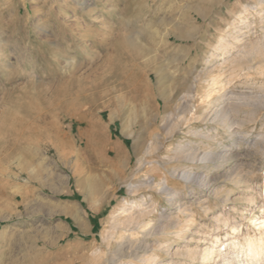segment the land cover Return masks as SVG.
I'll use <instances>...</instances> for the list:
<instances>
[{
  "label": "rangeland",
  "instance_id": "374dc122",
  "mask_svg": "<svg viewBox=\"0 0 264 264\" xmlns=\"http://www.w3.org/2000/svg\"><path fill=\"white\" fill-rule=\"evenodd\" d=\"M263 66L264 0H0V264H205L256 233Z\"/></svg>",
  "mask_w": 264,
  "mask_h": 264
},
{
  "label": "bare ground",
  "instance_id": "6f19581e",
  "mask_svg": "<svg viewBox=\"0 0 264 264\" xmlns=\"http://www.w3.org/2000/svg\"><path fill=\"white\" fill-rule=\"evenodd\" d=\"M263 2V1H262ZM80 3V2H79ZM261 3V2H260ZM258 5L256 4L254 6V8H252L253 10H251L250 8V11H252V13H256V9H257ZM247 20H242L241 23H243V25L247 26ZM237 31V30H236ZM233 32V31H232ZM247 39V37H241V36H235L233 37V41H234V44L236 46H241L243 44V40L244 39ZM129 39V38H128ZM124 40V39H123ZM128 44V43H127ZM226 44L228 47V43L227 41L221 39L220 40V43L218 44L219 46L217 48H215L216 51H223V48L225 46H222ZM250 44V43H249ZM248 44V45H249ZM258 46V45H257ZM261 46V45H259ZM236 48V51H237V56L236 58L233 57L231 60V62H239V55L243 57H246L247 55L253 53V49L251 50H247L245 49V47H242L241 49H237ZM257 47H255L256 49ZM218 51V52H219ZM235 51V50H234ZM233 51V52H234ZM232 52V51H231ZM231 56V55H230ZM19 61V60H18ZM248 61V60H247ZM20 63V61H19ZM147 63V62H146ZM246 64V63H245ZM148 67V66H147ZM241 67V66H240ZM264 67V66H263ZM24 68V67H23ZM242 68V67H241ZM246 69V68H245ZM216 80V79H215ZM213 78L211 80V83L212 85L216 82ZM137 83V82H136ZM159 83V82H158ZM129 85V84H128ZM130 86V85H129ZM132 90L134 91L135 90V87L134 85L132 84ZM251 95V94H250ZM228 102V101H227ZM191 103V102H190ZM225 103V102H224ZM124 104V103H123ZM186 104V103H185ZM192 104V103H191ZM228 104V103H227ZM189 107V106H188ZM120 109V108H119ZM182 111L180 112L181 114H184L185 112L188 113L189 109L187 108H183L181 109ZM187 110V111H186ZM191 113V112H190ZM217 113V112H215ZM214 113V114H215ZM225 114V111L223 113V115ZM219 115V114H217ZM216 115V116H217ZM226 115V114H225ZM122 116V115H121ZM179 116V115H178ZM170 117L168 115V119L167 120H170ZM203 117V116H202ZM215 117V115H214ZM180 118V117H179ZM186 117H181L179 120V122H182ZM199 118V117H198ZM127 119V118H126ZM130 119V118H129ZM128 120V119H127ZM186 120V119H185ZM213 120V118L211 119ZM122 123H121V129H122V133H125L127 130H128V125H127V121L125 120H121ZM165 121V120H164ZM173 121V120H172ZM133 123V122H132ZM176 124V123H174ZM173 124V125H174ZM181 124V123H180ZM96 127V126H95ZM170 129V128H169ZM177 129V128H176ZM166 132V131H165ZM172 132V131H171ZM152 149V148H151ZM186 154V153H185ZM187 156H192L191 154H186ZM211 154L209 153H203L202 156L200 157L202 160H206L210 157ZM212 156V155H211ZM143 161V160H142ZM114 164V163H113ZM141 165V164H140ZM141 169V168H139ZM188 175V173L184 174V176L186 177ZM202 180V179H201ZM149 183V182H148ZM150 184V183H149ZM155 187L158 189L159 192L161 193H167V190L166 188L164 187V185L162 183H159V184H156ZM129 188L131 190H134V186L130 185ZM154 188V187H153ZM157 191V190H156ZM260 195V194H259ZM264 200V197L263 199ZM251 201H255V198H252ZM135 202V201H134ZM133 202V203H134ZM98 203V202H97ZM132 203V204H133ZM130 206V205H129ZM132 206V205H131ZM262 206V205H261ZM133 207V206H132ZM264 207V205H263ZM156 208V207H155ZM150 210V209H149ZM146 213H148V209L147 210H143V211H140L139 214L137 215H131L130 217H128L126 220V223L129 224V223H135L137 225L140 224V219H142L141 217L143 215H145ZM263 215H264V210H263ZM147 216V215H146ZM221 217V216H220ZM253 218L250 219V223L253 225ZM223 221V220H222ZM258 221V222H257ZM256 222V233H254L253 235H250V234H243L241 233V231H239V227L237 226H232L230 228V235L229 237L225 238V240H223V242L219 243V244H211L210 246H207L206 248H204L203 250H201V259L202 261L206 264H264V216L261 218V219H258ZM116 222V221H115ZM121 223V222H120ZM119 223V224H120ZM225 223V222H224ZM152 224V223H151ZM219 224V223H218ZM117 226V225H115ZM229 226V225H228ZM139 227V226H138ZM172 227V226H171ZM164 228V227H163ZM114 230V229H113ZM229 230V229H228ZM115 232V231H114ZM146 232V231H145ZM214 241L218 242L219 240H217L216 238L213 239ZM126 245V244H125ZM137 246V245H136ZM129 248V246H128ZM127 248V249H128ZM130 249V248H129ZM133 249V248H132ZM123 250V249H122ZM136 251V250H135ZM121 252V251H120ZM190 252V251H188ZM200 253V252H199ZM176 254V253H175ZM187 254V253H186ZM189 254V253H188ZM177 255V254H176ZM181 255V254H180ZM152 264H155V261H151ZM161 263V262H160ZM163 264H168V263H165V262H162ZM203 264V263H202Z\"/></svg>",
  "mask_w": 264,
  "mask_h": 264
}]
</instances>
